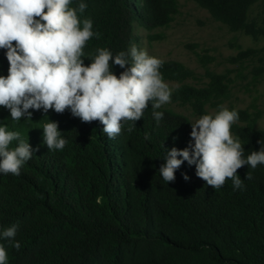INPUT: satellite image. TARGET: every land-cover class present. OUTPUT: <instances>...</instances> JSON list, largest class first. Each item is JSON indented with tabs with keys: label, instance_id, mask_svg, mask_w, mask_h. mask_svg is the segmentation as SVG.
Returning <instances> with one entry per match:
<instances>
[{
	"label": "trees",
	"instance_id": "trees-1",
	"mask_svg": "<svg viewBox=\"0 0 264 264\" xmlns=\"http://www.w3.org/2000/svg\"><path fill=\"white\" fill-rule=\"evenodd\" d=\"M193 1L231 32L255 40L264 36V27L249 19L250 9L264 0ZM78 2L73 0V6ZM83 2L88 7L82 18H91L100 33L88 42L86 53L99 47L113 55L127 51L136 42L135 23L147 31L166 29L179 12L177 0ZM5 52L0 49L3 76L9 67ZM258 52L264 57V47ZM112 70L123 71L115 65ZM160 71L177 82L193 76L174 61L164 62ZM207 78L205 87L174 89L171 103L187 105L198 116L207 106L218 108L228 98V85L224 76L208 72ZM30 111L31 119L13 121L0 107V125L19 131L39 149L19 176L0 174V231L17 225L15 241L21 245L17 251L0 240L9 264H264V165L238 169L242 189L234 190L231 180L213 189L187 161L167 183L158 170L165 150L191 142L192 122L186 117L159 109L164 116L157 126L149 105L134 131L125 125L110 139L99 121L83 123L70 111ZM237 112L244 125L234 124L231 131L246 158L261 148L259 141L264 144V131L255 129L258 116ZM49 120L58 122L68 141L62 151L43 144L42 126ZM247 172L251 180L245 179Z\"/></svg>",
	"mask_w": 264,
	"mask_h": 264
},
{
	"label": "clouds",
	"instance_id": "clouds-1",
	"mask_svg": "<svg viewBox=\"0 0 264 264\" xmlns=\"http://www.w3.org/2000/svg\"><path fill=\"white\" fill-rule=\"evenodd\" d=\"M83 0H0V49L6 50L7 76L0 75V107L7 109L13 121L31 119L32 111L50 110L57 114L70 111L83 123L99 121L102 131L113 139L125 125L131 133L151 105L157 126L171 103L173 88L165 82L160 69L163 60L131 43L127 51L99 47L86 53L85 48L100 33L93 20L82 18L87 8ZM85 59L90 60L85 64ZM113 65L123 69L119 75ZM239 120L237 110L221 104L214 113L199 116L191 125V142L184 149L165 150L159 173L167 183L176 179V171L187 161L195 165L196 176L213 189L231 180L242 189L238 169L264 165V144L245 158V149L231 128ZM43 144L48 150L62 151L68 141L62 137L58 122L42 126ZM145 133V139H149ZM175 139V138H174ZM194 141V143H193ZM13 142H16L13 146ZM29 139L19 131L0 125V174L19 176L34 152ZM189 180L187 174L183 175ZM250 172L245 179L251 180ZM17 225L0 231V240H8L17 251ZM0 264H9L8 250L0 243Z\"/></svg>",
	"mask_w": 264,
	"mask_h": 264
},
{
	"label": "rangeland",
	"instance_id": "rangeland-1",
	"mask_svg": "<svg viewBox=\"0 0 264 264\" xmlns=\"http://www.w3.org/2000/svg\"><path fill=\"white\" fill-rule=\"evenodd\" d=\"M177 2L179 12L168 28L147 31L135 23V44L163 62L182 64L193 74L183 82L164 79L173 90L181 85L205 87L209 82L208 72L224 76L229 94L222 104L229 110L258 116L255 129L264 131V57L258 52L264 47V36L255 40L244 33L231 32L193 0ZM249 19L264 27V2L250 9ZM249 50L254 53L241 56ZM161 109L184 116L190 122L199 118L184 104L169 103ZM217 110L207 106L205 113Z\"/></svg>",
	"mask_w": 264,
	"mask_h": 264
}]
</instances>
